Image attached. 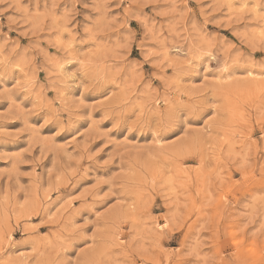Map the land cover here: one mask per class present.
Here are the masks:
<instances>
[{
    "label": "rangeland",
    "instance_id": "1",
    "mask_svg": "<svg viewBox=\"0 0 264 264\" xmlns=\"http://www.w3.org/2000/svg\"><path fill=\"white\" fill-rule=\"evenodd\" d=\"M0 264H264V0H0Z\"/></svg>",
    "mask_w": 264,
    "mask_h": 264
}]
</instances>
